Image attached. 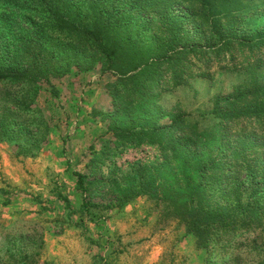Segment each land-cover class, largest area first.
<instances>
[{"label": "trees", "instance_id": "obj_1", "mask_svg": "<svg viewBox=\"0 0 264 264\" xmlns=\"http://www.w3.org/2000/svg\"><path fill=\"white\" fill-rule=\"evenodd\" d=\"M7 2L41 8L48 26L24 35L21 65L0 56V140L23 153L56 138L81 215L94 219L100 205L91 199L105 192L124 207L145 196L159 209L157 223L171 219L186 227L184 239L222 253L205 264H240L231 249L241 236L264 242V0H0V8ZM96 63L98 77H114L106 111L93 99L101 79L87 77ZM196 81L208 98L192 111L171 104L169 92ZM242 119L259 130L234 131ZM141 145L158 158L120 161ZM67 187L50 192L60 208L39 202L41 214L70 223ZM7 193L0 189L5 204ZM255 248L264 264V246ZM94 264L109 263L99 256Z\"/></svg>", "mask_w": 264, "mask_h": 264}, {"label": "rangeland", "instance_id": "obj_2", "mask_svg": "<svg viewBox=\"0 0 264 264\" xmlns=\"http://www.w3.org/2000/svg\"><path fill=\"white\" fill-rule=\"evenodd\" d=\"M132 19L136 20L134 16ZM34 24H41L47 30L48 20L41 8L27 4L17 6L10 2L0 8V56L7 58L10 66L21 65L20 56L25 51L23 37L26 35L27 41L31 39L28 30L34 28ZM188 27L192 29V24ZM100 68L97 64L87 77L101 79L100 91L93 99L98 109L106 111L111 108L107 87L114 77L111 74L98 77ZM202 86L203 82L196 81L193 87L173 89L168 93L169 100L171 104L181 103L192 111L208 98ZM241 130L255 132L259 130V124L255 119H242L234 131ZM58 144L56 138L43 140L41 150L26 145L22 153L19 145L11 140H0V187L10 190L7 193L10 202L5 204L0 200V264H26L34 259H39L40 264H94L99 256H104L109 264H205L209 254L221 256L219 250L199 249L194 238L184 239L186 227L175 221L168 219L165 226L157 223L159 209L145 196L124 207L113 195L105 192L103 196L91 199L100 205L92 208L94 219L86 212L81 215L78 209L82 194L67 173L61 172L56 156ZM158 156L157 149L150 145L129 146L120 161H155ZM83 169L86 173L89 171ZM58 172L62 176L60 181L55 179ZM62 181L68 183L66 193L76 210L70 223L64 224L55 219L49 209L41 214L45 209L41 203L47 199L58 208L62 206L56 197L50 196L52 189ZM103 204L109 207H101ZM90 236L101 242L104 237L105 243L108 239L106 246L91 242ZM31 237L42 240L43 245L38 248ZM242 237L238 238L239 248L231 249L232 255L235 252L240 254V264H259L260 255L255 247L257 244L264 246V242L259 240L255 244L252 235ZM37 250L39 254H35Z\"/></svg>", "mask_w": 264, "mask_h": 264}]
</instances>
